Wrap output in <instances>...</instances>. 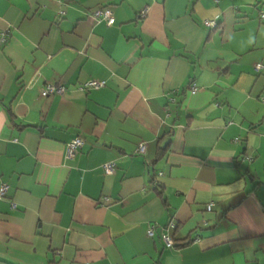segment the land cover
Here are the masks:
<instances>
[{
	"label": "crops",
	"instance_id": "crops-1",
	"mask_svg": "<svg viewBox=\"0 0 264 264\" xmlns=\"http://www.w3.org/2000/svg\"><path fill=\"white\" fill-rule=\"evenodd\" d=\"M263 9L0 0V264H264Z\"/></svg>",
	"mask_w": 264,
	"mask_h": 264
},
{
	"label": "built area",
	"instance_id": "built-area-1",
	"mask_svg": "<svg viewBox=\"0 0 264 264\" xmlns=\"http://www.w3.org/2000/svg\"><path fill=\"white\" fill-rule=\"evenodd\" d=\"M148 10L144 9L141 12V16H146ZM95 18L98 19H104L106 20V22H108L109 25H113L115 23V18L113 16L112 11L109 8H101L96 10L93 13ZM262 17L264 18V9L262 10ZM207 24L212 27L215 28L217 27L219 24L216 20H208ZM5 35L1 34L0 36V43L5 42ZM263 67L262 62H258L257 63V69H261ZM107 85V82L105 80H92L90 82H88V84L85 86L86 89H101L103 87H105ZM197 89V86L194 85L193 90L195 91ZM65 92V87L62 85H56L54 83H48L47 86L42 90V94L44 96H47L49 94H63ZM84 145V140L83 138H81L80 136H77L75 138H73L69 144H68V152L67 155L69 158L72 159H76L79 156V153L81 151V149L83 148ZM146 150V146L145 144H141L140 145V151L141 152H145ZM104 169L105 172L107 174H112L113 172H115L116 170V165L115 163H106L104 165ZM9 185L8 183H3L1 188H0V197L1 198H5L8 195V191H9ZM13 208H16V205L13 204ZM209 208H212V204H210ZM175 228L174 224H171V226H167L165 228H162L161 231V238L164 240L165 244L167 247L173 248L176 246V242L173 239V237L168 233L169 229ZM157 232V226L156 225H151L149 227L148 233L150 236H154Z\"/></svg>",
	"mask_w": 264,
	"mask_h": 264
},
{
	"label": "trees",
	"instance_id": "trees-1",
	"mask_svg": "<svg viewBox=\"0 0 264 264\" xmlns=\"http://www.w3.org/2000/svg\"><path fill=\"white\" fill-rule=\"evenodd\" d=\"M165 152H166V148H161V150L159 152L160 157L163 156V154H165Z\"/></svg>",
	"mask_w": 264,
	"mask_h": 264
}]
</instances>
